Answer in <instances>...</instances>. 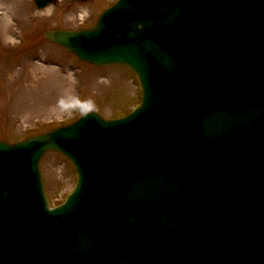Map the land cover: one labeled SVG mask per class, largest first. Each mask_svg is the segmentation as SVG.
<instances>
[{"label":"water","instance_id":"1","mask_svg":"<svg viewBox=\"0 0 264 264\" xmlns=\"http://www.w3.org/2000/svg\"><path fill=\"white\" fill-rule=\"evenodd\" d=\"M97 21L43 36L130 68L142 102L0 142V264H264V0H119ZM50 151L78 172L54 208Z\"/></svg>","mask_w":264,"mask_h":264},{"label":"rangeland","instance_id":"2","mask_svg":"<svg viewBox=\"0 0 264 264\" xmlns=\"http://www.w3.org/2000/svg\"><path fill=\"white\" fill-rule=\"evenodd\" d=\"M116 0H0V141L15 143L72 123L95 111L118 118L141 100L137 76L126 67H96L48 42L49 29L92 27ZM73 164L49 152L41 171L51 204L62 203L77 182Z\"/></svg>","mask_w":264,"mask_h":264}]
</instances>
